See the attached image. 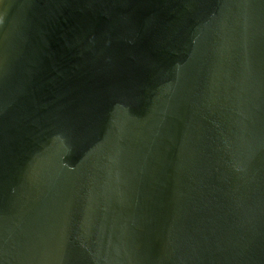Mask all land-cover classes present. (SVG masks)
I'll list each match as a JSON object with an SVG mask.
<instances>
[{"label": "water", "instance_id": "95a60500", "mask_svg": "<svg viewBox=\"0 0 264 264\" xmlns=\"http://www.w3.org/2000/svg\"><path fill=\"white\" fill-rule=\"evenodd\" d=\"M0 264H264V0H0Z\"/></svg>", "mask_w": 264, "mask_h": 264}]
</instances>
